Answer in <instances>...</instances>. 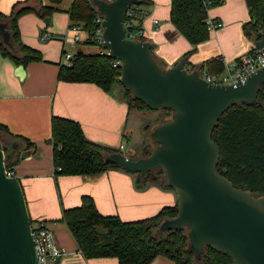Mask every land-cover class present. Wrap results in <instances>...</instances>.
I'll return each mask as SVG.
<instances>
[{"label": "water", "instance_id": "95a60500", "mask_svg": "<svg viewBox=\"0 0 264 264\" xmlns=\"http://www.w3.org/2000/svg\"><path fill=\"white\" fill-rule=\"evenodd\" d=\"M104 16V47L123 61L121 82L151 110L170 109V119L151 131L152 153L132 159L123 152L106 160L139 173L162 168L178 197V214L165 219L159 232L186 228L189 248L197 259L209 246L229 255L233 264H264V194L235 187L218 173L220 148L213 132L220 117L237 104L262 105L264 67L235 85L213 84L198 69L190 71L187 57L163 67L148 40L128 37L127 15L143 0H93ZM48 24L50 18H46ZM0 36L10 44L8 23L0 21ZM254 47L264 51V30ZM7 147L0 140V264H40L26 197L18 177L6 166ZM33 150L24 151L25 158ZM142 186V185H140ZM99 233H108L96 226Z\"/></svg>", "mask_w": 264, "mask_h": 264}, {"label": "trees", "instance_id": "16d2710c", "mask_svg": "<svg viewBox=\"0 0 264 264\" xmlns=\"http://www.w3.org/2000/svg\"><path fill=\"white\" fill-rule=\"evenodd\" d=\"M50 1L52 5L45 4L44 0L18 1L12 6L10 13L0 11V21L8 23L10 32V44L4 43L0 36V52L4 57L21 65L43 59L40 50L24 42L19 20L30 12H36L44 19L49 18L59 9L57 5L62 0ZM245 1L249 8L250 20L244 23L243 30L248 39L254 42L258 39L257 33L264 30V0ZM150 3L151 0H143L142 4ZM142 4L138 6V10L134 8L129 10L126 21L128 33L142 30L144 14L143 11H139ZM210 7L212 6L204 4L202 0H171V22L194 47L210 39L211 29L207 22ZM68 13L70 23L84 24L88 37L76 51L71 65L60 63L58 78L67 82L94 83L106 91L116 84H121L124 88V99L128 102L130 110H151L122 84L121 67H115L113 59L108 54L85 51L86 47L100 45L94 40L96 26L94 20L100 12L93 0H73ZM140 39L146 40L143 36H140ZM254 50L253 45L249 52ZM193 51L194 49L188 51L185 56L189 58ZM153 56L161 66L167 67L154 52ZM187 66L190 71L195 69L203 71L206 67V71L212 74H220L225 69L222 60L217 57L207 60L200 67L193 66L187 61ZM259 100L262 105L237 104L230 107L220 117L212 136L220 148L218 173L231 180L235 187L250 190L255 195L264 194V86L259 93ZM161 112L169 115L173 113L170 109ZM166 120L164 116L161 123ZM0 140L7 147L6 166L9 172L15 171L24 151L35 148L32 140L13 133L4 123H0ZM49 141L54 147L56 176L97 177L113 168L132 173L119 164L107 161V155L121 151L90 140L82 125L76 120L54 115L52 136ZM154 147L155 143L143 144L135 154L128 156L132 159L146 157L152 153ZM138 181L143 182L145 187L157 185L176 193L168 184L162 168L147 172ZM177 214L176 204L163 207L151 217L125 221L117 215L102 214L94 198L83 195L81 204L64 208L59 220L66 223L79 249L89 259L112 257L118 259L120 264H151L158 257L164 256L171 259L174 264H233L229 255L209 246L204 249L201 259H197L189 248L186 228L159 232L161 223ZM31 222L33 223L32 219ZM96 226H104L108 233H99Z\"/></svg>", "mask_w": 264, "mask_h": 264}, {"label": "crops", "instance_id": "0c3cea01", "mask_svg": "<svg viewBox=\"0 0 264 264\" xmlns=\"http://www.w3.org/2000/svg\"><path fill=\"white\" fill-rule=\"evenodd\" d=\"M18 1L24 0H0V11L10 13ZM62 2L57 7L69 16L73 0ZM229 2L237 6L234 16L225 10V2L221 16L210 17L222 21L223 26L212 30L209 40L194 47L171 22V0H151V7L147 5L143 12L142 36L153 44V52L167 67L176 64L192 49L187 61L193 66L200 67L215 57L224 65L229 64L248 53L254 45L243 30L244 23L250 20L248 6L245 7L244 0ZM19 25L24 42L40 50L43 59L21 65L0 52V123L35 143V148L31 149L33 153L21 159L14 174L22 185L33 223L45 222L54 244L64 253L48 264H120L112 257L87 258L66 223L59 220L64 208L79 206L82 196L90 195L102 214L134 221L151 217L165 206L176 205L178 197L173 191L157 185L145 187L138 181L139 173L118 168L97 177L55 175L54 147L49 141L54 115L78 121L90 140L121 151L125 148L124 138L133 133L128 128L129 114L138 110H130L121 91L114 93L113 88L106 91L94 83L60 80L64 43L60 41L56 51V41L40 42L38 37L43 22L31 14L22 16ZM136 151L131 149L125 154ZM151 264L174 262L160 256Z\"/></svg>", "mask_w": 264, "mask_h": 264}, {"label": "built area", "instance_id": "2783aa9c", "mask_svg": "<svg viewBox=\"0 0 264 264\" xmlns=\"http://www.w3.org/2000/svg\"><path fill=\"white\" fill-rule=\"evenodd\" d=\"M204 4L208 6H216L225 2V0H202ZM95 34L94 40L99 43V52L101 54H109L108 49L104 47V31L103 25L104 16L99 13L94 20ZM159 21L156 19L155 23ZM211 31L219 29L223 26V22L218 19L208 18ZM128 37L131 39L141 40L143 31H131L128 33ZM48 32H44L40 39L41 41H48L50 39ZM88 32L84 28L82 23H70L67 31L61 36V41L64 43L63 63L71 65L72 58L76 51L81 47V44L87 39ZM102 45V46H101ZM123 61L119 59H113V65L115 67H122ZM264 67V51L255 48L253 52L243 54L234 59L229 64L225 65V69L220 74H212L207 71H201V76L208 82L213 84H227L235 85L238 82L245 80L250 74L256 72L258 69ZM123 146H121L122 148ZM13 173L14 172H9ZM32 234L34 236L36 250L40 264H48L50 260H57L63 256V252L56 247L52 239L51 230L46 226L43 221L32 223Z\"/></svg>", "mask_w": 264, "mask_h": 264}, {"label": "rangeland", "instance_id": "374dc122", "mask_svg": "<svg viewBox=\"0 0 264 264\" xmlns=\"http://www.w3.org/2000/svg\"><path fill=\"white\" fill-rule=\"evenodd\" d=\"M241 1H243V0H241ZM64 2H65V0H64ZM225 2L227 3V5H226L227 8H225V10H227L230 13L231 17H233L235 12H236L237 6H235L234 4H230L229 0H226ZM225 2L222 4H219V5L210 7L208 10V16L209 17L221 16L220 12L224 9L222 7L224 4H226ZM44 3L47 5H50L51 2H50V0H44ZM244 4H245V7H247L245 0H244ZM149 7H151V6L149 5ZM132 8L138 10V6H136V5H134ZM146 8H147V5L142 4L141 7H139V11L144 12ZM27 14H31L43 22V28H42V31L40 32L39 37H38L39 41L42 42L40 39L41 35L44 32H48L49 35L51 36L49 40L56 41L54 43V47H55L54 49L56 51H58V49H59L58 43H60V41H61L59 39L67 31L68 22L70 19L69 16L67 15L66 11H64L61 8V9H58L56 12H54L52 14V16L49 17L52 20V22L50 24H48L46 22V19L42 18L36 12H30ZM27 14H25V15H27ZM84 49L87 53H97L100 50V47L99 46H91V47H86ZM112 91L114 93H116L117 91H119V92L121 91L122 97L124 98V96H123L124 95V88L121 84H116L113 87ZM133 110H136V109H133ZM139 111L140 110L131 111L129 114L128 128L133 133H130L128 136H126L124 138L123 143H124L125 148L121 149V152H123V153H126L128 150H131V149H138L140 146H142L143 144H146V143L154 144L151 137H150L151 131L163 121L164 116L166 117L167 120L170 119L172 116V114L169 115L168 113L167 114L162 113L161 110L160 111L147 110V111H141V112H139Z\"/></svg>", "mask_w": 264, "mask_h": 264}]
</instances>
